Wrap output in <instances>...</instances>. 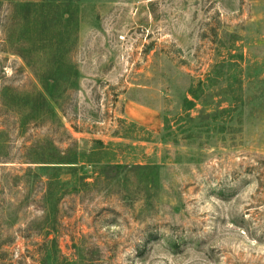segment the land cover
<instances>
[{
    "label": "rangeland",
    "instance_id": "rangeland-1",
    "mask_svg": "<svg viewBox=\"0 0 264 264\" xmlns=\"http://www.w3.org/2000/svg\"><path fill=\"white\" fill-rule=\"evenodd\" d=\"M56 1L59 119L20 126L40 84L0 52V264H264V0Z\"/></svg>",
    "mask_w": 264,
    "mask_h": 264
},
{
    "label": "trees",
    "instance_id": "trees-1",
    "mask_svg": "<svg viewBox=\"0 0 264 264\" xmlns=\"http://www.w3.org/2000/svg\"><path fill=\"white\" fill-rule=\"evenodd\" d=\"M14 8L12 30L6 42L12 47L9 49L5 45L0 52H13L22 57L33 70L40 90L17 93L16 96L4 92L5 101L19 100L26 109L17 113L21 127L37 115L59 119L63 112L62 103L69 99L67 92L77 90L78 70L71 56L77 39L75 31H70L68 26L77 10L70 12L72 18H66L64 29H57L62 23L64 10L56 0H24ZM16 41H21V45L14 48ZM35 107L37 111L33 112ZM97 143L103 144L100 140Z\"/></svg>",
    "mask_w": 264,
    "mask_h": 264
}]
</instances>
